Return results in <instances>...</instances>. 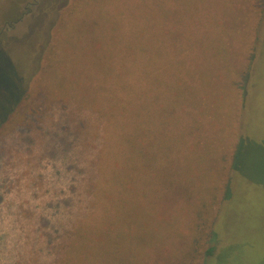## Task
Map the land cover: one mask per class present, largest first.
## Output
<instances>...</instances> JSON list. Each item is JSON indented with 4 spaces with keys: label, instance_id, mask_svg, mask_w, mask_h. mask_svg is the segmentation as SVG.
<instances>
[{
    "label": "rangeland",
    "instance_id": "374dc122",
    "mask_svg": "<svg viewBox=\"0 0 264 264\" xmlns=\"http://www.w3.org/2000/svg\"><path fill=\"white\" fill-rule=\"evenodd\" d=\"M13 94L0 264H51L75 226L107 264H264V0H0V126Z\"/></svg>",
    "mask_w": 264,
    "mask_h": 264
},
{
    "label": "trees",
    "instance_id": "16d2710c",
    "mask_svg": "<svg viewBox=\"0 0 264 264\" xmlns=\"http://www.w3.org/2000/svg\"><path fill=\"white\" fill-rule=\"evenodd\" d=\"M17 94H13V97L9 99L8 103L6 106H3L1 110H5L7 109V112H9L10 114L8 115L7 119L5 120L4 124H2L0 126V134L2 133V131H4L6 128L8 127H12L14 128V130H19L22 128L27 129V131L29 132L31 125L30 124H22V119H21V110L22 108H20V104L21 101L17 100L16 98ZM244 98V95H243ZM24 99V98H23ZM10 109V110H9ZM35 110L33 108H25L24 110V117H26L27 115H32L34 114ZM26 114V116H25ZM19 120V122H18ZM33 129V126L31 128V130ZM88 133V132H87ZM86 133V134H87ZM89 135V133H88ZM87 138H83V140H80V143L83 141L84 143L86 142ZM94 169L91 170V174L90 178L88 180L89 185L86 186L88 188H86V192L90 189H94V185H95V179H96V175L93 174ZM123 183V182H122ZM123 190V189H122ZM206 193V192H205ZM103 196L105 195V193H101ZM209 195H204L203 200H202V205L204 206L202 208V211L206 214V220L203 221L202 216H200L201 214L198 213L199 216V222L202 224V230L201 231H197L196 234L194 235L193 241L194 244L197 247L201 248L206 244V242H209V240H211L212 236H213V231H212V226L214 224L215 221V216H213V211H211L212 209L209 208V206L206 205L207 199H208ZM214 197L215 198V194L214 192H212L210 194V198ZM214 198L211 201H214ZM120 207V211H121V215L116 214L115 217H113L114 220L119 221V218H131V219H136V213H137V209H139V207L141 208V206L139 204H137V207H131V206H126L125 208H123L120 204H118ZM213 205V204H211ZM147 208V207H146ZM206 209H209L206 211ZM199 211V210H198ZM148 213H145V215H143L142 219H139L137 221V223L135 224V229H133V225H132V229L129 226V229L127 228V230L125 231V234H128V237L133 238L135 230L138 233V235L140 237H143L145 234L144 232H147L149 230V228L151 227V222H149L148 218ZM122 216V217H121ZM146 218H145V217ZM217 216V215H216ZM112 219V218H109ZM137 220V219H136ZM104 222V223H103ZM102 223L106 226L105 229H108V218L103 219ZM74 227V226H73ZM77 226H75V228H73L72 230H70V232H67L66 235H64L62 237V239L58 242L55 243V247L56 250H53V258L51 259V261L49 263L51 264H64L69 256H70V260L72 262L73 260V264H107L109 261V257L105 255V253L101 252L99 249L97 251V254L93 257V253L90 251V247L87 245V243L91 242V241H96L99 244H101L103 248H106L107 244L104 242V236L99 237L100 235H104L101 234L103 232V229H99V230H91V231H84L81 230V228H76ZM131 230V231H128ZM139 230L142 231L141 234H139ZM131 233V234H130ZM47 236V242L49 245H52V239L51 236L46 235ZM50 238V239H49ZM125 240V238H124ZM116 242V241H115ZM115 249H121L123 247L124 249V244H120L118 243L117 245L114 246ZM215 248L214 247H209L206 248L204 251L200 252V254L206 257H212L213 253H214ZM56 253V255L54 256V253ZM71 254L73 256H71ZM116 256V254H115ZM89 257H93L94 259L89 260Z\"/></svg>",
    "mask_w": 264,
    "mask_h": 264
},
{
    "label": "flooded vegetation",
    "instance_id": "af4514ba",
    "mask_svg": "<svg viewBox=\"0 0 264 264\" xmlns=\"http://www.w3.org/2000/svg\"><path fill=\"white\" fill-rule=\"evenodd\" d=\"M26 8V12L25 13H23L22 15H24V14H26V13H28V12H31V10L32 9H30V7L28 8V7H25Z\"/></svg>",
    "mask_w": 264,
    "mask_h": 264
}]
</instances>
